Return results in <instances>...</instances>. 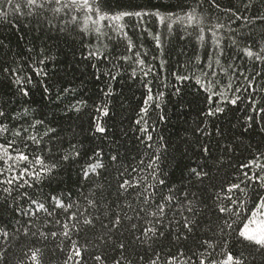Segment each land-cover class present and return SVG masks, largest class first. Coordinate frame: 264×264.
Returning a JSON list of instances; mask_svg holds the SVG:
<instances>
[{
	"label": "trees",
	"instance_id": "1",
	"mask_svg": "<svg viewBox=\"0 0 264 264\" xmlns=\"http://www.w3.org/2000/svg\"><path fill=\"white\" fill-rule=\"evenodd\" d=\"M191 3L196 7L197 16L193 26H188L189 22L185 19L172 24L169 30L155 17H145L144 23L137 26L139 18L125 17L118 23L124 25L126 37L123 33L117 36L105 27L113 22L102 21L100 27L113 37L111 40L104 37L97 40L92 35L84 36L81 41V33L75 29L64 33L37 29L35 20L17 16L4 4V0H0L4 10L9 12L6 20L0 19V110L6 114V118L0 117V120L11 130L0 134V143L16 140L14 147L29 156L26 165H14L12 171L0 175L2 181L18 175L25 166L29 169V174L24 177V187L17 188L19 180L13 185L0 184V205L3 206L0 228L10 233L7 241L0 237V250L7 248V264H20L21 261L32 264L25 255L29 248L41 249L42 264H64L70 248V242L66 240L62 245L65 252L56 248L63 237L44 241L31 233L18 238L12 234L13 228L29 220L28 216L21 215L17 207L25 210L35 208L19 193L27 192L34 199L44 202L46 208H50L53 201L45 197L57 196L74 202L83 212L89 208L84 199L87 196L102 202L108 209L113 201H117V188L122 181L144 183L143 178L147 177L146 182L155 183L150 177L152 170L147 165L156 153L160 157V176L166 180L167 186L175 190L185 189L189 193L201 190H205V195L220 193L223 198L229 194L228 186L239 183L244 172L251 175L258 171L255 165L250 168H242L241 165L250 164L253 160L264 164V120L250 110L247 100L249 96H254L257 101L264 97V92H260V88L264 87V76L254 81L255 93H235L241 97L236 105L223 103V97L219 95L213 96L212 102L207 99L210 92H223L232 97L233 91L226 87L230 81L233 89L243 88L246 84L239 76L240 71L248 75L264 68V64L254 62V58L249 59L240 51L245 46L259 51L264 46V21L254 19L264 14V0H254L251 8L245 7L248 0H216L220 5L218 9L211 7L208 0H204L202 7H197L196 0H191ZM176 4L177 0H104L102 6L128 11H151L159 7L163 13L166 9L179 11L174 7ZM197 24L198 27L195 26ZM216 25L223 27H214ZM201 27L204 29L203 40L199 39ZM157 35L160 36V47H157ZM129 39L132 42L131 51H128ZM233 40L236 45L232 44ZM221 48L223 55L219 56ZM89 52L96 55L89 56ZM139 60L144 63L139 64ZM229 65L235 66L236 76L230 75L234 69ZM222 69H227L228 73ZM146 72L148 75H145ZM16 80L21 83H15ZM21 88L27 89V96L22 94ZM149 88L154 99L147 105L144 120L137 124L136 121L143 115L141 109L145 107ZM210 103L212 107L223 106L225 111L207 116ZM104 106L108 109L107 115L97 111ZM247 116L255 117L251 127ZM97 122L106 129L104 133L96 130ZM145 127L147 132H142ZM21 128L28 129L22 133L23 136H34L39 143L16 138L13 133ZM148 135H151V141L147 139ZM204 147L209 149L208 153L202 151ZM9 154L16 155L12 149H9ZM65 155L72 158L63 160ZM35 156L41 157L46 167L56 164V168L49 175H43L41 166L33 162ZM113 156L117 157L115 161L111 159ZM13 163L12 160L7 164L0 162V169ZM197 166H204L209 173L202 185H198L194 177H189L190 170ZM38 172L40 177L34 179ZM49 176L52 178L49 179ZM4 188L11 189L10 196L3 191ZM164 190L167 193L166 186ZM177 195L183 199L179 192ZM236 197H242V194L237 191L233 199ZM131 202L132 197L128 200L121 197L117 201L125 206L129 215H133L126 207ZM223 202L229 203L226 199ZM133 207L136 205L133 204ZM112 209L120 213V208L113 205ZM250 209L251 204H248L243 216H250ZM89 210L97 214L96 208ZM178 210L179 205L174 211ZM55 212L61 214L59 209ZM184 215L191 216L187 212ZM46 218V212L33 217V230L48 231L44 227ZM175 219L179 220L181 216L176 215ZM127 225L128 221H124L122 226L114 229L111 240L125 242L131 251L132 237ZM54 230L59 231V226ZM101 236L104 240L108 239L98 222L95 229L86 231V237L91 241L89 252L103 250L105 244L99 239ZM84 237L82 232L80 237L74 235L73 239H79V243L84 244ZM201 238L197 233L196 237H190L187 245L192 246L193 239ZM165 244L170 247L171 253L167 249L161 252L160 264H165L170 254L177 256V264L188 261L191 253L186 248L181 249L179 244H169L168 241ZM96 245L99 247H94ZM181 250L185 251V256L178 255ZM132 258L135 264V256ZM256 264H261L259 257Z\"/></svg>",
	"mask_w": 264,
	"mask_h": 264
},
{
	"label": "snow or ice",
	"instance_id": "2",
	"mask_svg": "<svg viewBox=\"0 0 264 264\" xmlns=\"http://www.w3.org/2000/svg\"><path fill=\"white\" fill-rule=\"evenodd\" d=\"M103 3L104 0H15V2L14 0H4V4L11 8L12 13L29 21L35 20L37 29L58 30L61 33L75 29L81 33V41H83L84 36L92 35H95L97 40H100L101 37L111 40L113 37L100 27L102 21L113 22L105 25V27L116 33L117 36L123 33V36L126 37L127 33L124 32V25L118 23L125 17L139 18L137 26L144 23L145 17H155L161 25L166 26L169 30L172 29V24L182 22L185 19L189 22L188 26H193V22L197 19L196 7H193L191 0H177V4L174 7L179 9V11L166 9L163 13L159 7L151 11L105 9L102 6ZM196 3L197 7H202L204 0H196ZM208 3L211 7L217 9L220 7L216 3V0H208ZM4 4H0V19L6 20L9 12L4 10ZM253 6L254 0H248V4L245 5L246 8ZM225 11H231V9H225ZM180 13H183V15ZM232 14L235 16L234 12ZM81 17H83L82 20ZM93 17H98V19H94ZM254 19L264 21V14L257 15ZM81 24H83L82 28ZM195 26L198 27V24ZM214 27H223V25H216ZM199 32L201 33L199 39L203 40L204 36L202 33L204 29L202 27L199 28ZM212 34L215 36V31ZM155 39L157 47H160V36L157 35ZM232 44L236 45L237 42L233 40ZM217 47H219V41H217ZM131 50L132 42L129 39L128 51ZM240 51L247 58H254V62L259 61L261 64H264V46H261L259 51H253L251 46H245ZM93 55H96V53L89 52V56ZM136 55L138 56L139 53ZM217 55H223L222 48ZM124 58L128 59L129 57ZM219 62V59H217L216 63L219 64ZM138 63L142 65L144 62L143 60H139ZM208 67L211 68L212 65L209 64ZM229 68L234 69L230 75L236 76L237 70L235 66L229 65ZM5 71H8V69H5ZM222 71L226 74L228 73L227 69H222ZM145 75H148V73L146 72ZM213 75H215L214 72ZM239 76L243 77L246 84L243 88L237 87L233 89L230 81L226 87L228 90L233 91L234 95L232 97L226 96L223 92H210V95L207 97L208 101L212 102L213 96L219 95L223 97V103L236 105L241 97L235 93L241 91L246 93L256 92L253 84L257 78L264 76V68H261L254 74L249 73L248 75L240 71ZM179 78L186 79L187 77ZM197 82L199 83V80ZM15 83L20 84L21 81L16 80ZM20 91L24 96L28 95L27 89L21 88ZM260 92H264V87L260 88ZM108 94L105 93V95ZM159 95H162V93ZM153 99L154 97L151 95V89L149 88L145 107L141 109L143 115L140 120L136 121L137 124L144 120V116L148 112L147 105ZM247 100L250 110L255 115L260 116L261 120H264V97L260 101H257L254 96H249ZM97 111L102 112L103 115L108 114L106 106L98 108ZM224 111L225 108L223 106L217 105L212 107L210 103L206 115L210 117L216 116L222 114ZM0 117L6 118L3 110H0ZM246 119L249 122V127H251L255 117L247 116ZM32 126L34 127V125ZM96 130L101 133L106 131L99 122L96 124ZM10 131L4 125L3 120H0V134ZM27 131L28 129L21 128L15 131L13 135L21 141L26 142L30 139L33 143L38 144L39 141L36 137H25L22 135V133H26ZM49 131L54 130L50 129ZM141 131L147 132V127L142 128ZM147 139L151 141V135H148ZM15 144L16 140L0 143V153H2L0 154V162L4 164H7L9 160L14 162L12 165H8L7 168L0 169V175L12 171L14 165L20 163H25L26 165L29 161V156L18 147H14ZM148 147H151V145H148ZM9 149H12L16 155H10ZM202 151L208 153L209 149L204 147ZM75 155L78 156L79 152H75ZM71 158V155L62 157L63 160ZM111 159L115 161L117 157L113 156ZM159 160V155L154 153L147 165V168L152 170L150 177L155 183L146 182L148 178L144 177V183L140 181L134 183L132 180H124L117 188V201L121 197L125 200L132 197V202L128 203L126 207L133 215H129L125 211V206L120 205L117 201H113L108 206V209H105L102 202H98L96 199H89L87 196L84 199L87 201L89 208H86L83 212L79 210L74 202L64 201L57 196L45 197V199L53 201L50 208H46L44 202L34 199L27 192H22L19 194L23 198H26L30 205H35V208L29 207L25 210L20 206L17 207L21 215L28 216L29 220L24 221L19 227L13 228L12 234L18 238L20 235L28 236L31 233L33 237L44 241H47L49 238L56 240L58 237H63V240L56 244V248L60 252H65V248L62 245L65 240L70 242V248L66 252L67 258L64 264H89V261H92V264H108V261H111V264H134L133 255L135 256V264H160L161 252L167 249L171 253V249L167 247L165 241H168L169 244H179L181 249L186 248L187 252L191 253L188 261H192V264H256L257 257L260 258L261 264H264V164H260L258 160H253L250 164L241 165L242 168H250L252 165H255L258 171L253 172L251 175L248 172H244L240 182L231 183L228 186L229 194L221 198L220 193L205 195V190L189 193L185 189L175 190L171 186H167L166 180L160 176ZM33 162L41 166L43 175H49L56 168V164L46 167L44 160L39 156H35ZM141 164H143V161H141ZM100 167H103V165H100ZM133 171H136V169H133ZM28 174L29 169L25 166L21 173L11 178L6 177L0 181V184L13 185L19 180L20 183L17 184V188L24 187V177ZM40 175L41 173H36L34 179H38ZM208 176L209 173L204 170V166H197V168H192L189 172V177H194L198 185H202L204 179ZM51 178L49 176V179ZM189 183L191 184V180ZM242 184L244 187H241ZM27 186L31 187V185ZM164 186L167 187V193L164 190ZM128 189H132V192H128ZM3 191L9 196L11 195V189L4 188ZM237 191L242 194V197L233 199ZM177 192L180 193L183 199L179 198ZM190 195L191 199H189ZM224 199L229 203L225 204L223 202ZM133 204L136 207H133ZM248 204H251V214L250 216H243V211ZM113 205L120 208V213L112 209ZM177 205H179V210L174 211V209H177ZM232 205L236 207L233 208ZM2 208L3 206L0 205V210ZM74 208H76V211H73ZM90 208H96L97 214H93L89 210ZM56 209L61 210L60 215L55 212ZM109 210H111L110 216ZM40 212L47 213L44 227L48 228V231L33 230L32 218ZM184 212L190 213L191 216L184 215ZM170 213H172L171 216L169 215ZM176 215H180L181 219H175ZM105 220H107V223H105ZM124 221H128L127 229L132 237L130 242L132 245L131 251L129 245L125 242L116 243L111 240L112 231L122 226ZM97 222L105 230V235L108 236L107 240H104L103 236L99 237L105 244V247L99 253L95 251L89 252L91 241L86 237V231L88 229H95ZM57 226H59V231L54 230ZM82 232L85 233L84 238L86 242L84 244H80L79 239H73L74 235L80 237ZM197 233L203 238L193 239L192 246H188L187 242L190 237H196ZM9 236V231L0 228V237L7 241ZM94 247H99V245ZM140 249H143V251L141 252ZM6 252L7 248L0 250V262L2 264H7ZM25 255L32 264H42L40 248H29ZM178 255L185 256V251H179ZM192 257H195L194 261ZM188 261H185L184 264H188ZM20 264H24V262L21 261ZM165 264H177V256L170 254Z\"/></svg>",
	"mask_w": 264,
	"mask_h": 264
}]
</instances>
